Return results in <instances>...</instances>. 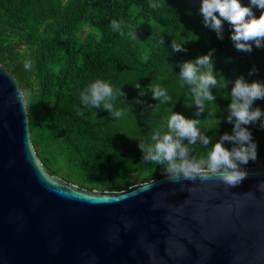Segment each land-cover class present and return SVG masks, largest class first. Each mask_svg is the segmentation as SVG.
I'll return each instance as SVG.
<instances>
[{
  "label": "trees",
  "instance_id": "obj_1",
  "mask_svg": "<svg viewBox=\"0 0 264 264\" xmlns=\"http://www.w3.org/2000/svg\"><path fill=\"white\" fill-rule=\"evenodd\" d=\"M200 3L0 0V63L25 94L31 139L50 174L90 191H120L160 178L165 167L143 160L138 144L151 143L156 130L167 131L172 111L196 118L191 89L180 79L178 62L213 49L216 78L229 83L211 89L215 102H206L199 127L212 143L225 132L231 134V81L240 75L248 82L264 81V47L237 51L227 22L223 39H218L204 26ZM253 11L259 16L260 9ZM113 20L120 23L119 31L111 27ZM172 40L185 42L187 51L174 52ZM26 62L31 64L27 70ZM253 67L257 71L250 75ZM98 79L123 92L114 101L124 113L119 119L102 106L84 107L81 92ZM155 85L167 91L170 102L152 98ZM253 107L264 111V100H256ZM247 127L257 143V159L242 167L264 164V128L259 121ZM225 146L230 149L232 144ZM188 148L199 160L211 145L197 141Z\"/></svg>",
  "mask_w": 264,
  "mask_h": 264
},
{
  "label": "water",
  "instance_id": "obj_2",
  "mask_svg": "<svg viewBox=\"0 0 264 264\" xmlns=\"http://www.w3.org/2000/svg\"><path fill=\"white\" fill-rule=\"evenodd\" d=\"M17 88L0 63V264H264V164L90 191L44 168Z\"/></svg>",
  "mask_w": 264,
  "mask_h": 264
},
{
  "label": "clouds",
  "instance_id": "obj_3",
  "mask_svg": "<svg viewBox=\"0 0 264 264\" xmlns=\"http://www.w3.org/2000/svg\"><path fill=\"white\" fill-rule=\"evenodd\" d=\"M151 7L156 8L157 5L152 4ZM253 8L260 9L259 16L254 13ZM199 13L204 26L213 30L221 40L224 23L227 22L231 29L230 39L237 51L251 53L253 45L257 48L264 47V0H249L247 4L241 0H201ZM120 26L116 20L111 22L113 30L119 31ZM184 44L185 42L177 43L172 40L171 47L174 52L187 51ZM213 52L214 49L194 59L178 62L180 79L191 89L196 118L172 111L166 122L167 131H154L152 142H140L138 147L142 151V159L164 166L168 178L173 182L195 181L197 178L203 182L215 178L231 188L239 185L249 175L247 168L242 165L257 159V143L247 126L259 121L260 127L264 128V111L253 107L256 100H264V81L248 82L243 75L231 81L227 122L233 125L232 132H225L212 143V137L201 131L199 117L205 111L206 102H215L211 89L225 88L229 83L225 78L224 82L216 78ZM24 67L27 70L31 64L26 62ZM256 71L253 67L249 74ZM135 87L141 86L136 83ZM15 91L16 100L24 107V92L19 88ZM151 92L152 98L160 103L171 101L167 91L159 85L153 86ZM118 95L124 94L120 90H114L108 82L98 79L81 92V101L84 107L102 106L111 116L119 119L124 113L114 106ZM185 140L187 143H184ZM197 141L205 147L211 145V150L199 160L190 155L188 148V145H194ZM226 142L232 144L230 149L225 146ZM257 187L264 192V181Z\"/></svg>",
  "mask_w": 264,
  "mask_h": 264
}]
</instances>
